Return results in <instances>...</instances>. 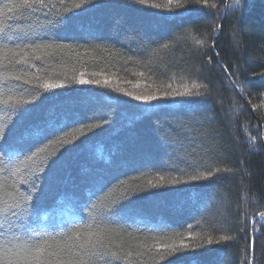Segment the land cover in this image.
Wrapping results in <instances>:
<instances>
[{
    "label": "trees",
    "instance_id": "trees-1",
    "mask_svg": "<svg viewBox=\"0 0 264 264\" xmlns=\"http://www.w3.org/2000/svg\"><path fill=\"white\" fill-rule=\"evenodd\" d=\"M7 2L0 44L53 48L5 87L29 103L0 104L2 191L33 197L0 246L95 216L133 253L109 264H264V0H45L11 20Z\"/></svg>",
    "mask_w": 264,
    "mask_h": 264
},
{
    "label": "snow or ice",
    "instance_id": "snow-or-ice-1",
    "mask_svg": "<svg viewBox=\"0 0 264 264\" xmlns=\"http://www.w3.org/2000/svg\"><path fill=\"white\" fill-rule=\"evenodd\" d=\"M174 2L177 7L180 6V0H168L169 5H172ZM236 2L239 3V0H236ZM140 3L145 4L146 0H140ZM36 5H40L41 7L47 6L45 0H8L4 4L6 18L8 20L13 19V13H20V16L17 18H23V12L29 9L34 11ZM76 7L79 8L81 5H76ZM4 39L11 40L12 38L6 35L4 27H0V40ZM56 47L59 48L60 45ZM51 48H53L51 44L35 46L32 44H15L14 47L0 44V104H11L14 107H18L29 103V101L24 100L23 96L6 95L5 87L10 81L33 85L34 78L30 77L23 69H18V66L31 64L33 58L36 60L42 59L44 55H47L44 50ZM32 66L35 67V65ZM79 82L81 84L100 83L98 80L89 81L84 79H81ZM16 86L19 87L20 85L17 84ZM62 86V83H51L47 80L39 84V87L44 90L60 88ZM10 90L11 87H9ZM175 94L179 96L193 95L187 88H185L184 92H177ZM39 95L40 93L37 92L36 96ZM128 95L131 96L132 93H128ZM163 95L169 96L172 93L166 92ZM32 99H35V96ZM135 99L151 102L156 100L157 97L153 95H138L135 96ZM5 134L4 130L0 129V140L3 139ZM27 159L31 160L32 157H28ZM21 167L26 168L27 162L21 161L15 171L19 173ZM208 175L211 176L212 173L209 172ZM190 179L198 180L201 177L192 176ZM27 182L25 177L21 176V183ZM4 187L6 185H0V217L7 220V213L9 212L12 217H19L21 211L26 213L27 201L33 199V197L26 196L19 198L15 192H3ZM33 188H35L34 185ZM5 197L10 199L12 203H8V199H5ZM35 235L38 236L40 233H35ZM118 235L119 233L114 229L104 226L93 216L92 223H88L85 226L75 225L68 233H62L61 239L49 237L48 239L32 241L31 237H29L28 241H21L20 243L10 241L11 248L7 245L0 246V264H109L108 258L128 259L133 255L130 249H125L123 246L119 250H113L115 248L113 238ZM223 239L227 240L228 237H223ZM162 247L171 249V253L180 251V248L174 245L165 244ZM182 247L187 248L188 245H182ZM142 254L136 253L137 256ZM161 259H164V256H161Z\"/></svg>",
    "mask_w": 264,
    "mask_h": 264
},
{
    "label": "water",
    "instance_id": "water-1",
    "mask_svg": "<svg viewBox=\"0 0 264 264\" xmlns=\"http://www.w3.org/2000/svg\"><path fill=\"white\" fill-rule=\"evenodd\" d=\"M258 216H259V215L255 216V217L253 218V220H252V225H254V223H255V221H256V219H257Z\"/></svg>",
    "mask_w": 264,
    "mask_h": 264
}]
</instances>
